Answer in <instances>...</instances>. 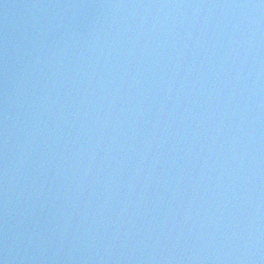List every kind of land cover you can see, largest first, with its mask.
I'll list each match as a JSON object with an SVG mask.
<instances>
[{
    "label": "water",
    "instance_id": "95a60500",
    "mask_svg": "<svg viewBox=\"0 0 264 264\" xmlns=\"http://www.w3.org/2000/svg\"><path fill=\"white\" fill-rule=\"evenodd\" d=\"M0 264H264V0H0Z\"/></svg>",
    "mask_w": 264,
    "mask_h": 264
}]
</instances>
